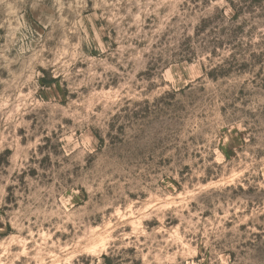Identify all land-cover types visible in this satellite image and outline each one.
<instances>
[{"label": "rangeland", "instance_id": "obj_1", "mask_svg": "<svg viewBox=\"0 0 264 264\" xmlns=\"http://www.w3.org/2000/svg\"><path fill=\"white\" fill-rule=\"evenodd\" d=\"M0 264H264V0H0Z\"/></svg>", "mask_w": 264, "mask_h": 264}]
</instances>
